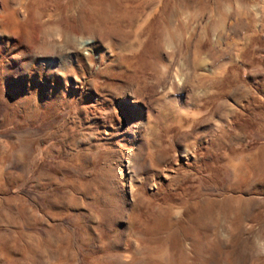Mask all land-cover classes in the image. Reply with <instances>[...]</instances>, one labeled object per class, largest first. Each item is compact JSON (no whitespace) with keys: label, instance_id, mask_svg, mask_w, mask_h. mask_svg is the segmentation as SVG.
I'll return each instance as SVG.
<instances>
[{"label":"rangeland","instance_id":"rangeland-1","mask_svg":"<svg viewBox=\"0 0 264 264\" xmlns=\"http://www.w3.org/2000/svg\"><path fill=\"white\" fill-rule=\"evenodd\" d=\"M0 264H264V0H0Z\"/></svg>","mask_w":264,"mask_h":264}]
</instances>
